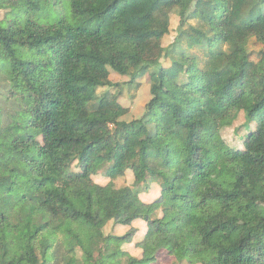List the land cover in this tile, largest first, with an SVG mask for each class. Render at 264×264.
Instances as JSON below:
<instances>
[{
  "label": "trees",
  "instance_id": "trees-1",
  "mask_svg": "<svg viewBox=\"0 0 264 264\" xmlns=\"http://www.w3.org/2000/svg\"><path fill=\"white\" fill-rule=\"evenodd\" d=\"M111 72L150 86L140 118L123 120ZM13 128L0 264H264V0H0V135Z\"/></svg>",
  "mask_w": 264,
  "mask_h": 264
},
{
  "label": "rangeland",
  "instance_id": "rangeland-1",
  "mask_svg": "<svg viewBox=\"0 0 264 264\" xmlns=\"http://www.w3.org/2000/svg\"><path fill=\"white\" fill-rule=\"evenodd\" d=\"M10 6H12V4H10ZM179 27V18L176 15H172L171 16V32L169 34L168 37L165 38L163 45L165 47H168L170 45H172V43H174L176 36H177V29ZM134 44H138L141 45L143 47H145L147 49V51H149L150 53L154 52L153 49V43L152 40L149 38L146 39H132ZM251 49L253 51H259L260 47L256 46L255 44H252ZM254 57V56H253ZM256 57V56H255ZM163 65H171V63H169L168 59H166L165 61H163ZM111 80L114 83H119V88L118 90L121 91V96L119 98V102L130 109V113L123 118V120L126 121H131L137 118H140L144 111H145V107L146 104L149 102L151 96H150V86L146 83L145 79L140 80L138 83L140 84V88H137L136 85H133L132 87L129 86L127 84V82L129 81L128 77H121L118 74H116L115 72H111ZM208 82L201 80L199 82V85L194 89V91L190 94V98L192 102H197L200 99V94L202 90H205L207 87ZM170 89L171 91L175 94L177 91L179 92L177 86L175 85L174 82L170 83ZM108 89H102L99 90L98 93L100 95H102L103 93H105V91H107ZM117 90V91H118ZM177 92V93H178ZM244 123V115L241 114L239 116L238 121L235 123L234 127H232L231 129L227 130L224 132V137L227 139V141L230 143V145L232 146H241V140H240V136H242L245 132L244 130L240 131L239 133H236V129H238L242 124ZM17 134L16 129H6L5 132L0 135V164L3 162H8L11 157L14 154L13 148H12V139L13 137H15V135ZM100 177H96V180L98 182L104 183V177L103 174H98L97 176ZM133 181V178L131 177V175H126L124 178H121L118 180L117 182V186H121V185H125V184H130ZM197 182L199 180H196ZM200 185V191L198 192V195H200L202 193V185L201 182L199 183ZM153 191V190H152ZM153 194L150 193H146V194H142L141 198L142 200H146V201H151L154 198V194L155 192H152ZM157 197V196H155ZM101 206H104V201H100ZM259 213L264 216V207H259ZM234 217L237 221L242 222V221H246V222H252V219L247 218L246 215L244 214V212L238 211L234 214ZM129 229L128 228H124V227H117V229L115 230V235H124ZM77 232L79 234H84L83 230L80 228H77ZM91 236V234H90ZM160 255V254H159ZM164 256H166L164 253L161 254L160 256V263H166L168 261L167 258H165Z\"/></svg>",
  "mask_w": 264,
  "mask_h": 264
},
{
  "label": "crops",
  "instance_id": "crops-1",
  "mask_svg": "<svg viewBox=\"0 0 264 264\" xmlns=\"http://www.w3.org/2000/svg\"><path fill=\"white\" fill-rule=\"evenodd\" d=\"M147 202H149V201H147ZM141 224L140 223H136V227H139V228H141ZM117 229V228H116ZM117 236H122V235H118V234H116ZM140 237H141V234L140 233H138L137 234V236L135 237V239H134V242L132 243V244H129V245H127L126 246V249L133 255V256H135V257H138V258H140L141 256H142V253H143V251H142V249L140 248V247H138L137 246V244L139 243V241H140ZM164 252H161L160 253V255L158 256V263L157 264H168L169 262H170V258L168 257V256H164L165 258H167L168 259V261L166 262V263H160V256H161V254H163Z\"/></svg>",
  "mask_w": 264,
  "mask_h": 264
}]
</instances>
